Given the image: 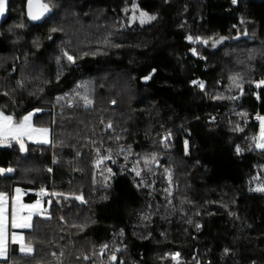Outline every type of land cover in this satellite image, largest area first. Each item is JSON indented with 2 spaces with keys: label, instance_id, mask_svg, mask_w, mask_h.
Masks as SVG:
<instances>
[{
  "label": "trees",
  "instance_id": "16d2710c",
  "mask_svg": "<svg viewBox=\"0 0 264 264\" xmlns=\"http://www.w3.org/2000/svg\"><path fill=\"white\" fill-rule=\"evenodd\" d=\"M26 1L0 24V110L51 139L0 143V193L50 204L0 264H264V0H42L36 24Z\"/></svg>",
  "mask_w": 264,
  "mask_h": 264
},
{
  "label": "snow or ice",
  "instance_id": "6c2138e0",
  "mask_svg": "<svg viewBox=\"0 0 264 264\" xmlns=\"http://www.w3.org/2000/svg\"><path fill=\"white\" fill-rule=\"evenodd\" d=\"M236 0H233V3H235ZM33 5H34V0H28V16L30 19L32 20H39L41 19L45 13L51 11V9L49 8V6L47 4H42L39 3V0H36V10H33ZM5 0H0V16H2L4 14L5 11ZM141 23H145L147 21L150 20H154L156 19L155 16H148L146 13H141ZM189 40H192V37H188ZM223 39V38H222ZM205 43H207V41H204ZM217 43H219V41H217ZM69 61H72L73 58L71 56H68ZM155 71V70H153ZM149 77H145V79H149ZM195 83V82H194ZM261 84H264V81H261L259 84H257V87H260ZM200 87L203 88V84H200ZM85 100V104L86 105H90L92 103L91 100H89L87 98V96L84 97ZM113 103H115V101H113ZM31 118V113L28 116H25L23 118V123H21L20 125H13L12 124V118L11 117H6L3 115H0V143H3L6 139H8L9 137H11L12 139L17 140L18 142H20V150L24 151L25 150V145L23 144L22 141V137L25 135H30L31 132L33 131H41L45 134H47V129H42V130H34V129H30V125H29V121ZM26 125H29L28 127H26ZM108 127H111V125H108ZM261 139L264 140V122H262L261 125ZM44 143H47V139L43 140ZM259 148L264 149V143H258L256 145ZM185 148L187 151V141H185ZM240 149L239 147H237V152H239ZM110 158V157H107ZM4 170L0 169V173H2ZM7 171L11 172L12 169H8ZM51 171V170H49ZM137 175H140V172H137ZM171 177H169L170 179ZM259 191H264V188L258 189ZM43 191V190H42ZM17 192L19 193V189H17ZM53 195H57L56 193H53ZM76 199L82 200V197L77 196L75 197ZM6 197L5 194L0 193V257H5L6 253H7V244H6V221H5V217H4V208H3V204L5 201ZM17 200L19 199V196H17L16 198ZM39 205V201H37V206ZM31 218V214L29 215L28 218H25L23 221L21 222H17L16 216H15V212L13 213V218H12V227L13 228H28L31 225L28 223V220H30ZM199 227V225L197 226ZM12 240L14 243L19 242L20 243V251L22 253H27V254H31L33 252V248L30 244H25L24 243V238L23 236H17L16 233L12 234ZM179 257V253H175L172 254V259L176 260ZM85 259H87V257H85ZM113 260L116 259L115 256L112 257Z\"/></svg>",
  "mask_w": 264,
  "mask_h": 264
},
{
  "label": "crops",
  "instance_id": "0c3cea01",
  "mask_svg": "<svg viewBox=\"0 0 264 264\" xmlns=\"http://www.w3.org/2000/svg\"><path fill=\"white\" fill-rule=\"evenodd\" d=\"M36 111H30L27 112L23 115L22 119L20 120V122L18 123H14L12 120V124L13 125H20L21 123H23V118L25 116H28L31 113V118L29 121V125H30V129H34V130H42V129H47V134L45 136V134L41 131H33L30 133V135H25L22 137V139L31 142V143H39V144H46L43 142L44 139H47V143L50 142L51 139V132L50 129L48 127H43V126H35L32 122L33 120V115L35 114ZM0 115L6 116V117H11L10 115L2 112L0 110ZM264 116V115H262ZM29 125H26V127H28ZM11 137H9L8 139H10ZM12 139V138H11ZM17 189H19V193L17 192ZM30 192H32L29 189H25L21 186H14L10 192V194H5V201L3 204V208H4V217H5V221H6V244H7V253L5 257H0V260H6L8 258L9 255V247L11 244H16L18 251L20 253H22L20 251V243L16 242L14 243L12 240V234L16 233L17 236H23L24 238V231L29 229L28 228H13L12 227V218H13V213L15 212V216L17 219V222H21L23 221L25 218H28L29 215L31 214V218L30 220H28V223L31 225L32 219L35 215H45L48 212L49 209V204L50 201L49 199H46L43 197H38L36 195V198L32 199V200H24V196H26L27 194H29ZM4 194V193H3ZM15 196L17 198V196H19V199H15ZM37 201H39V205L37 206ZM25 244H27L24 241ZM23 254H27V253H23Z\"/></svg>",
  "mask_w": 264,
  "mask_h": 264
},
{
  "label": "rangeland",
  "instance_id": "374dc122",
  "mask_svg": "<svg viewBox=\"0 0 264 264\" xmlns=\"http://www.w3.org/2000/svg\"><path fill=\"white\" fill-rule=\"evenodd\" d=\"M129 10H130V20L136 19V20H138L140 22H141V19H142L141 13L142 12L146 13L143 10H141L140 8H137L134 4H132L130 6ZM262 122H264V116H261L259 118V130H258V134H257V138H256L257 144L258 143H263V140L261 139V125H262ZM163 135H165V134H163ZM163 135H162V140H165L166 139V135H165V137H163ZM15 199H16V196H15Z\"/></svg>",
  "mask_w": 264,
  "mask_h": 264
},
{
  "label": "water",
  "instance_id": "95a60500",
  "mask_svg": "<svg viewBox=\"0 0 264 264\" xmlns=\"http://www.w3.org/2000/svg\"><path fill=\"white\" fill-rule=\"evenodd\" d=\"M8 2H9V0H5V11H4V14L2 15V16H0V24L6 19V17H7V14H8ZM39 3H42L43 4V2H42V0H39ZM35 5H36V0H34V5H33V10L35 11L36 10V7H35ZM25 14H26V17H27V19L31 22V23H34V24H36V23H39V22H41L42 21V19H43V17L45 16H43L41 19H39V20H32V19H30L29 18V16H28V0L26 1V3H25ZM141 81L143 82V83H145L146 81H145V77H141Z\"/></svg>",
  "mask_w": 264,
  "mask_h": 264
},
{
  "label": "built area",
  "instance_id": "2783aa9c",
  "mask_svg": "<svg viewBox=\"0 0 264 264\" xmlns=\"http://www.w3.org/2000/svg\"><path fill=\"white\" fill-rule=\"evenodd\" d=\"M231 2H233V0H231ZM261 116L260 115H257L256 116V120L259 122V118H260ZM163 137H165V135H163ZM46 169H49V168H47L46 167ZM43 190V191H42ZM36 195L38 196V197H43L44 196V194H45V189H44V187H39L37 190H36Z\"/></svg>",
  "mask_w": 264,
  "mask_h": 264
}]
</instances>
